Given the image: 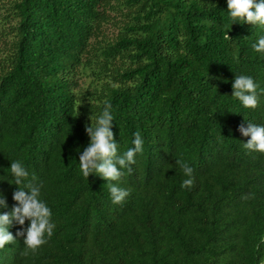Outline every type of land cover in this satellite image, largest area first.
Segmentation results:
<instances>
[{"label":"trees","instance_id":"1","mask_svg":"<svg viewBox=\"0 0 264 264\" xmlns=\"http://www.w3.org/2000/svg\"><path fill=\"white\" fill-rule=\"evenodd\" d=\"M226 10V0H0V179L22 160L55 222L29 256L13 223L0 264H264V154L238 131L264 124V57L251 48L262 32L230 25ZM241 74L258 84L254 109L229 96ZM104 99L120 148L136 131L144 139L119 204L105 180L79 174ZM177 158L193 168L191 188ZM15 187L0 180L9 208Z\"/></svg>","mask_w":264,"mask_h":264},{"label":"clouds","instance_id":"2","mask_svg":"<svg viewBox=\"0 0 264 264\" xmlns=\"http://www.w3.org/2000/svg\"><path fill=\"white\" fill-rule=\"evenodd\" d=\"M226 4V16L230 25L249 23L261 30L262 34L256 37L251 48L255 54L264 57V0H226ZM231 88L229 96L238 101L241 108L257 107L258 84L251 75H234ZM113 120L111 103L104 99L95 113L91 112L90 123L85 126L89 140L79 152L78 166L82 177L88 178L89 174H94L105 180L110 202L119 204L128 195V190L120 186L119 180L123 171H130L131 165L136 162V155L143 150L144 139L136 131L132 134L131 146L121 149L111 130ZM238 131L249 137L242 143L244 149L264 154V124L248 121L247 126H238ZM175 165L184 177L180 182L181 189L186 186L191 188L194 184L193 168L180 158L175 159ZM3 171V176H7V179L0 180H7L16 187L12 192L15 203L10 208L6 196L0 191V208L8 209L0 211V248L14 241L9 228L15 223L21 226L17 235L23 236L22 255L35 254L46 243L47 238L52 236L55 228L49 202L42 193L43 185L34 175L30 177L25 164L18 158L9 159V165ZM25 220L28 221L26 227Z\"/></svg>","mask_w":264,"mask_h":264}]
</instances>
